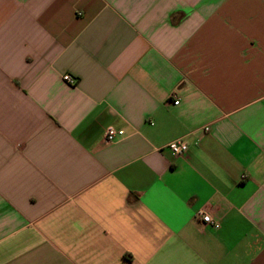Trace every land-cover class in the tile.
<instances>
[{
  "label": "crops",
  "instance_id": "1",
  "mask_svg": "<svg viewBox=\"0 0 264 264\" xmlns=\"http://www.w3.org/2000/svg\"><path fill=\"white\" fill-rule=\"evenodd\" d=\"M0 264H264V0H0Z\"/></svg>",
  "mask_w": 264,
  "mask_h": 264
},
{
  "label": "built area",
  "instance_id": "2",
  "mask_svg": "<svg viewBox=\"0 0 264 264\" xmlns=\"http://www.w3.org/2000/svg\"><path fill=\"white\" fill-rule=\"evenodd\" d=\"M64 79L70 83H75V81H76V79L70 74L64 75ZM175 103H178V102H175ZM206 130H208V128H206ZM124 134H125L124 129H118L114 125H109L106 129L105 136H106L107 141H113V140L117 139L118 137H120ZM167 146L175 154H178V155H182L189 148V144L184 139V137H178V138L170 141ZM205 216H210L211 219L210 220L205 219ZM197 218L204 225H210L214 228H219L221 226V222L219 219L215 218L213 215H211L210 213H207L203 210L198 211Z\"/></svg>",
  "mask_w": 264,
  "mask_h": 264
},
{
  "label": "clouds",
  "instance_id": "3",
  "mask_svg": "<svg viewBox=\"0 0 264 264\" xmlns=\"http://www.w3.org/2000/svg\"><path fill=\"white\" fill-rule=\"evenodd\" d=\"M205 219H208V220H210V219H211V217H210V216H205Z\"/></svg>",
  "mask_w": 264,
  "mask_h": 264
}]
</instances>
